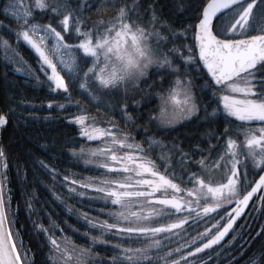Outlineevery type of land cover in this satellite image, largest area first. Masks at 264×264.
Masks as SVG:
<instances>
[{
	"label": "snow or ice",
	"instance_id": "snow-or-ice-1",
	"mask_svg": "<svg viewBox=\"0 0 264 264\" xmlns=\"http://www.w3.org/2000/svg\"><path fill=\"white\" fill-rule=\"evenodd\" d=\"M167 8L182 18L180 31L165 15ZM93 10L95 20L86 14ZM3 12L18 25L9 28L17 47L24 44L34 50L49 93L71 103L70 86L78 83L80 89L88 90L91 84L97 92L103 90L115 98L110 111L118 112L129 125L121 127L115 119L97 121L76 113L64 117L79 126L85 140L103 144L71 151L73 157L87 156L84 164L103 170V178L63 176L61 185L76 196L91 192L90 200L104 204L101 214L112 222L84 215L100 233L84 236L92 245H109L116 252L100 264H240L245 257V264H264V227L253 237L243 224L236 226L253 197L254 210L256 204L264 207V0H148L146 6L142 0H8ZM44 16L49 17L47 23L42 22ZM177 39L182 41L183 52L173 43ZM3 43L7 78L8 65H18L21 58L8 40ZM152 69L159 79L148 83ZM187 69L195 71L200 87L206 86L214 97L211 113V104L203 107V121L209 126L220 124L221 129H209L194 138L186 134L188 144L178 138L165 144L156 136L177 131L178 125L191 123L193 117L202 119L192 80L182 78L191 75ZM12 70L41 82L31 68ZM171 77L176 78V87L165 90L163 83ZM157 86L159 113L153 116V110L146 109L153 130L146 125L139 128L145 134L144 143L161 151L166 174L131 135ZM177 90L182 100L176 99ZM54 105L68 107L59 101L48 102L46 107ZM12 111H0V130L9 124ZM98 123L105 126L97 127ZM37 163L49 175H56L44 161ZM249 165L259 171L252 175ZM8 170L6 153L0 147V264H36L21 229L15 227L19 223L16 213L8 211ZM220 209H224L222 214ZM189 218L202 222L203 231L185 238L183 226ZM49 222L50 228L33 222V230L45 234L48 256L43 264H97L90 246L79 247L68 237H57L56 231L63 229L51 218ZM106 233L117 243L102 238ZM257 241L258 255H250Z\"/></svg>",
	"mask_w": 264,
	"mask_h": 264
},
{
	"label": "trees",
	"instance_id": "trees-1",
	"mask_svg": "<svg viewBox=\"0 0 264 264\" xmlns=\"http://www.w3.org/2000/svg\"><path fill=\"white\" fill-rule=\"evenodd\" d=\"M7 2L8 0H0V22H2L0 23V111L8 112L9 108L14 111L8 113L9 124L3 130H0V147L6 153L9 165L8 178L5 180V194L10 195L8 211L9 213H16L14 219H17L19 223L15 224V227L21 229V237L34 255L36 264H43V261L48 256V248L45 244V234L34 231L33 222H36L38 227L42 225L44 228H50V218L59 228L63 229V232L56 231L55 235L57 237H68L73 244L79 247L90 246L97 256V264L106 262L116 255L113 248L99 243L92 245L90 239L84 236L86 232L90 236H100L99 231L92 229L91 225L84 220V215L93 218L94 221L107 219L112 222L107 215L101 214L104 204L98 200H90L89 196L93 195L91 192H86L84 196H76L70 194L66 190V186H61L65 183L62 180L63 176L77 180H87L98 176L103 178L101 175L103 170H98L93 165L84 164L83 159H87V156L81 159L71 155L72 150L79 151L78 146L96 148L102 147L103 144L102 142L85 140L79 134V126L68 123L64 117L69 116L71 113H76L86 115L89 119L95 118L97 121L106 122L109 119H115L121 127H129V125L118 112L110 111L115 98L110 99L103 94V90L97 92L91 84L88 85V90L80 89L78 83L70 86L73 98L71 103L62 96L53 95L47 91L42 83L44 77L40 74L37 67V57L34 55V51L24 44H20L17 47L14 35L9 31V28L16 29L18 25L3 12ZM142 2L146 6L148 0H142ZM86 14L90 15L93 20L97 18L95 10ZM165 15L169 16L172 27L180 31L183 22L182 18L172 15L170 8L165 9ZM48 20L49 17L44 16L42 22L47 23ZM68 35H71V31L66 34V40H68ZM3 40H8L11 47L16 49L21 58L18 65H8L7 78L3 75L6 64ZM173 43L180 52L184 51L183 48H180L181 40L177 39ZM174 64L179 66V60L174 59ZM17 66L21 68L28 67L36 71L37 75H40L41 82H37L34 77L27 78L23 71L14 72L12 69ZM184 70L181 67V71L183 72ZM187 71L191 75L182 78L192 80L191 88L198 104L201 106L199 115L202 119L197 121L193 117L191 123H187L183 127L178 125L177 131L156 136L158 141L162 140L165 144L177 138L182 143L188 144L189 140L185 138L186 134L194 138L197 134L202 136L209 129L217 131L221 129L220 124L209 126L203 121V107L210 105L214 97L208 92L206 86L204 88L200 87L201 81L196 77L195 71L192 69H187ZM155 72V69L150 70L151 80L148 83L159 79ZM175 79V77L166 78L163 88L165 90L169 89V87L175 88ZM89 90L92 93L91 95H89ZM159 92L160 88L157 86L155 91L148 97L146 107L141 109L138 127L131 132V135L135 138V141L141 143L148 151V159L153 160L157 164L162 174H166L165 168L167 165H161L163 158L161 151L158 148L153 150L144 143L145 134L139 128V125H146L150 131L153 130V125L148 123L146 109H152L153 116L158 114L160 98L157 93ZM51 101L65 103L68 107L66 109H58L54 105L52 109H48L46 105ZM214 107L215 105L211 104L208 107V113H211ZM45 117L50 118L45 119ZM96 126L104 127L105 124L98 123ZM259 148L257 146V151H259ZM41 160L44 161L48 169L55 171V176L49 175L46 170H42L39 167L37 162ZM249 167L252 175L259 171L258 169H252L251 165ZM177 174H181L178 166ZM174 182L178 183L179 181L175 180ZM181 186L183 187L184 185ZM9 189L11 190L10 193ZM78 191L84 190L78 189ZM156 196L160 197L162 195L157 193ZM255 200L256 198L253 197V201H250L249 206L245 209V215L236 221V226L243 224L245 231L251 230L253 237H255V233L261 227H264V207L256 204L254 210L253 203ZM225 207L229 211L231 210L229 206L226 205ZM29 209H31V212ZM218 211L222 214L224 209ZM212 215L216 216L215 213ZM217 219H219V216H217ZM172 220L174 221L175 217ZM183 228L187 230L183 235L188 238L197 235L199 231H203V223L197 224L189 218V223L185 224ZM231 235L232 233L230 232L229 236L225 237V241L229 240ZM102 238L108 239L109 244L117 243L116 240L111 239L110 233H106ZM259 246L258 241L252 244L249 254L258 255L257 249ZM246 259V257L242 258L240 264H245Z\"/></svg>",
	"mask_w": 264,
	"mask_h": 264
},
{
	"label": "rangeland",
	"instance_id": "rangeland-1",
	"mask_svg": "<svg viewBox=\"0 0 264 264\" xmlns=\"http://www.w3.org/2000/svg\"><path fill=\"white\" fill-rule=\"evenodd\" d=\"M51 42H49V44H50ZM34 51V50H33ZM193 91V90H192ZM194 93V92H193ZM176 99L177 100H182L183 99V95L179 92V90H177V96H176ZM159 113V112H158ZM158 115V114H157ZM259 146V145H258ZM260 147V146H259ZM118 154H123V152H121V153H118Z\"/></svg>",
	"mask_w": 264,
	"mask_h": 264
}]
</instances>
